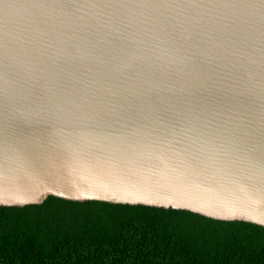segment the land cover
I'll use <instances>...</instances> for the list:
<instances>
[{"label":"water","instance_id":"obj_1","mask_svg":"<svg viewBox=\"0 0 264 264\" xmlns=\"http://www.w3.org/2000/svg\"><path fill=\"white\" fill-rule=\"evenodd\" d=\"M47 197L264 228V0H0V207Z\"/></svg>","mask_w":264,"mask_h":264},{"label":"trees","instance_id":"obj_2","mask_svg":"<svg viewBox=\"0 0 264 264\" xmlns=\"http://www.w3.org/2000/svg\"><path fill=\"white\" fill-rule=\"evenodd\" d=\"M0 264H264V228L182 210L47 197L0 207Z\"/></svg>","mask_w":264,"mask_h":264}]
</instances>
